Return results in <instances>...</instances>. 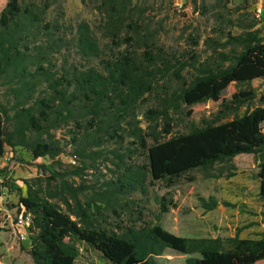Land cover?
<instances>
[{"label":"trees","instance_id":"obj_1","mask_svg":"<svg viewBox=\"0 0 264 264\" xmlns=\"http://www.w3.org/2000/svg\"><path fill=\"white\" fill-rule=\"evenodd\" d=\"M98 1L99 12L105 16V36L115 49L106 57L88 21L65 18L63 0H7L0 10V155L5 147H22L34 159L48 157L59 165L64 146L51 131L67 126L72 128L67 143L83 159L95 161L107 142L121 145L130 137L136 145L116 153L121 171L104 182L102 191L69 181L71 174L79 175L78 170H54L43 163L38 166L48 172L46 180L24 179L26 194L18 197V206L30 215L27 252L33 263L74 264L82 246L96 251L102 264H158L156 257L166 247L199 254L186 264H254L264 259V238L240 237L241 228L223 239L175 235L163 228L158 216L154 223L137 225L133 220L118 231L95 223V215L103 214L101 208L115 212L120 199L135 191L145 193L152 181L171 187L191 170L242 153L258 155V194L264 202V102L223 120L254 98L249 83L264 78V36L253 25L236 35L228 32L235 47L231 52L214 50L203 60L192 53L190 60L166 61L159 68L149 49L139 53L120 49L133 39L119 36L122 29L136 24L131 0ZM92 60H98V65L90 64ZM186 67L193 70L187 81L181 76ZM170 70L182 83L144 111L147 126L142 127L138 105L154 92L155 77H164ZM240 84L248 87L240 88ZM210 107L217 108L213 121L165 138L172 130L170 111L179 109L189 116ZM134 150L142 160L127 162ZM52 182L68 208L66 198L74 209L63 211L52 201L56 197L50 191ZM2 186H7L3 180ZM87 190H93L102 207L80 200ZM199 202L206 210L236 207L214 196L200 197ZM157 203L160 213L173 206L163 196ZM138 215L141 220V212Z\"/></svg>","mask_w":264,"mask_h":264},{"label":"rangeland","instance_id":"obj_2","mask_svg":"<svg viewBox=\"0 0 264 264\" xmlns=\"http://www.w3.org/2000/svg\"><path fill=\"white\" fill-rule=\"evenodd\" d=\"M6 1L0 0V10ZM98 4V0H85V3L81 0H63L65 18L72 22L81 19L88 21L99 38L104 49L103 56L106 57L115 49H111L113 44L105 36V16L100 14ZM131 4L136 8L132 12L136 24H132V30L128 27L122 29L119 36H131L133 39L122 44L120 49H135L138 53L149 49L156 56L154 64L159 68H163L166 61L176 63L190 60L192 53H196L203 60L213 55L214 50L231 52L235 47L227 38L228 32L236 35L253 25L252 29L264 36V11L259 10L262 6L261 0H131ZM194 41L197 43L194 44ZM90 64L98 65V60H92ZM181 76L187 81L192 78L193 70L186 67ZM154 81V92L138 105V118L142 127L147 126L144 111L154 107L161 98L172 93L182 83V80L172 74V70L164 77L157 75ZM238 86L248 87L247 84ZM249 87L255 93L254 98L226 114L223 120L240 116L264 102V78L253 79ZM216 111V107H210L189 116L179 109L170 111L173 119L172 130L165 138L186 133L193 127L213 121ZM159 128L160 126L157 129ZM70 129L72 128L67 126L51 131V136L64 146L63 153L59 156V165H54L48 157L34 159L22 147H5L0 155V181L3 180L7 185L0 187V264H34L27 252L28 230L17 220L24 214L18 206V197L26 194L24 179L40 176L46 180L49 175L38 164L43 163L54 170H78L79 175L71 174L69 181L74 184H88L95 191H102L104 182L121 171L116 153L122 152L123 147L136 148L130 142L132 138L126 137L121 145L115 142L105 143L101 147L102 153L95 161L90 158L83 159L74 155V146L67 143L72 133ZM262 130L264 132V123ZM147 143H152L151 138H147ZM130 155L131 158H126L127 162L142 160L136 150ZM258 162L257 154L242 153L207 168L191 170L171 187H165L159 180L152 181L147 184L145 193L135 191L120 199L115 206V212L101 208L103 214L95 215V223L118 231L120 227L130 225L133 220L137 225L142 222L154 223L158 216L163 228L179 236H219L225 239L233 236L237 228H241L240 237L264 238V202L258 194L256 178ZM1 173H5V178ZM59 189L52 182L50 191L56 193L52 201L63 211L69 212L74 209L73 202L66 198L68 208ZM91 191L93 190L81 194L80 200L102 207V202ZM161 196L173 204L165 213H160L157 203ZM208 196H214L218 201L235 203L236 207L219 205L212 210H206L200 204L199 198ZM238 207L243 211H239ZM139 212L142 214L141 220ZM72 218L77 219L74 215ZM80 251L81 254L74 264H102V258L93 249L82 246ZM198 256V253L182 254L166 247L156 260L158 264H186L188 258ZM254 264H264V259Z\"/></svg>","mask_w":264,"mask_h":264},{"label":"built area","instance_id":"obj_3","mask_svg":"<svg viewBox=\"0 0 264 264\" xmlns=\"http://www.w3.org/2000/svg\"><path fill=\"white\" fill-rule=\"evenodd\" d=\"M262 4V2H261ZM259 10H263L264 11V8H263V4L262 6L260 7ZM18 223L22 226V227H25L27 229L29 223H30V215L28 213H24L21 217L18 218Z\"/></svg>","mask_w":264,"mask_h":264},{"label":"crops","instance_id":"obj_4","mask_svg":"<svg viewBox=\"0 0 264 264\" xmlns=\"http://www.w3.org/2000/svg\"><path fill=\"white\" fill-rule=\"evenodd\" d=\"M213 237V236H212Z\"/></svg>","mask_w":264,"mask_h":264}]
</instances>
